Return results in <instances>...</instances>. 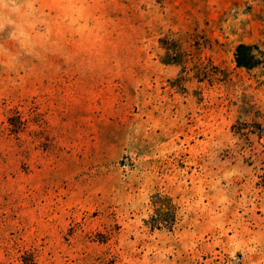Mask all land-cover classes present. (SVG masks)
I'll list each match as a JSON object with an SVG mask.
<instances>
[{
	"label": "rangeland",
	"instance_id": "rangeland-1",
	"mask_svg": "<svg viewBox=\"0 0 264 264\" xmlns=\"http://www.w3.org/2000/svg\"><path fill=\"white\" fill-rule=\"evenodd\" d=\"M0 264H264V0H0Z\"/></svg>",
	"mask_w": 264,
	"mask_h": 264
},
{
	"label": "trees",
	"instance_id": "trees-1",
	"mask_svg": "<svg viewBox=\"0 0 264 264\" xmlns=\"http://www.w3.org/2000/svg\"><path fill=\"white\" fill-rule=\"evenodd\" d=\"M256 47L246 44H240L236 50V62L238 67L251 69L260 63L255 54ZM161 201V199L159 200ZM165 202H156L160 204L156 209L155 215L151 218L150 224L153 227L169 226L172 227L176 221V207L171 204L170 199Z\"/></svg>",
	"mask_w": 264,
	"mask_h": 264
}]
</instances>
